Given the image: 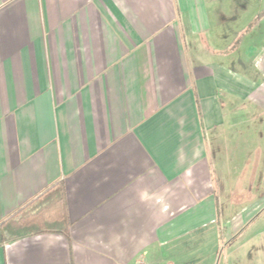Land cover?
Here are the masks:
<instances>
[{
    "label": "crops",
    "instance_id": "1",
    "mask_svg": "<svg viewBox=\"0 0 264 264\" xmlns=\"http://www.w3.org/2000/svg\"><path fill=\"white\" fill-rule=\"evenodd\" d=\"M56 182L0 264H264V0H0V223Z\"/></svg>",
    "mask_w": 264,
    "mask_h": 264
},
{
    "label": "trees",
    "instance_id": "2",
    "mask_svg": "<svg viewBox=\"0 0 264 264\" xmlns=\"http://www.w3.org/2000/svg\"><path fill=\"white\" fill-rule=\"evenodd\" d=\"M68 226L64 188L56 182L0 223V242L46 231L67 235Z\"/></svg>",
    "mask_w": 264,
    "mask_h": 264
},
{
    "label": "rangeland",
    "instance_id": "3",
    "mask_svg": "<svg viewBox=\"0 0 264 264\" xmlns=\"http://www.w3.org/2000/svg\"><path fill=\"white\" fill-rule=\"evenodd\" d=\"M8 219V218H7Z\"/></svg>",
    "mask_w": 264,
    "mask_h": 264
}]
</instances>
